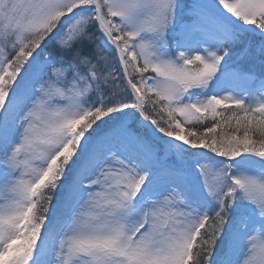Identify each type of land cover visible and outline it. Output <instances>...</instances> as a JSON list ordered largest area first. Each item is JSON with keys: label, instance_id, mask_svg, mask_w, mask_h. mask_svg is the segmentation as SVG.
Returning a JSON list of instances; mask_svg holds the SVG:
<instances>
[{"label": "snow or ice", "instance_id": "obj_1", "mask_svg": "<svg viewBox=\"0 0 264 264\" xmlns=\"http://www.w3.org/2000/svg\"><path fill=\"white\" fill-rule=\"evenodd\" d=\"M0 264H264V0H0Z\"/></svg>", "mask_w": 264, "mask_h": 264}]
</instances>
